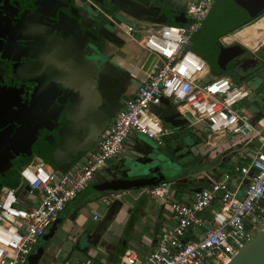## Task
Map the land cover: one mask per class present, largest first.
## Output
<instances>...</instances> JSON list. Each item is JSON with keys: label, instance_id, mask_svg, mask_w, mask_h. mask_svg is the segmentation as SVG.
<instances>
[{"label": "built area", "instance_id": "2783aa9c", "mask_svg": "<svg viewBox=\"0 0 264 264\" xmlns=\"http://www.w3.org/2000/svg\"><path fill=\"white\" fill-rule=\"evenodd\" d=\"M216 1L190 0L185 7L188 22L145 29L139 42L157 53L162 63L140 82L81 160L66 172L38 153L24 164L20 176L31 194L39 191L36 205L19 206L17 189L3 186L0 264H28L34 245L68 205L95 181L110 159H120L132 131L149 133L163 143L171 130L153 109L164 99L177 105L190 128L202 124L206 143L218 137L235 139L234 145L248 148L250 158L215 175L209 185L185 199L174 196L170 180L140 187L142 195L172 205L173 222L152 252L141 255L126 249L119 264H227L264 230V117L255 122L249 108L238 106L250 96L259 101L255 88L231 75H212L208 61L189 47Z\"/></svg>", "mask_w": 264, "mask_h": 264}, {"label": "water", "instance_id": "95a60500", "mask_svg": "<svg viewBox=\"0 0 264 264\" xmlns=\"http://www.w3.org/2000/svg\"><path fill=\"white\" fill-rule=\"evenodd\" d=\"M47 1L52 9L46 12L52 20L50 24L52 35L48 41L49 58L47 57L46 63L43 64L44 59L29 53L24 48L17 52L13 59L18 60L22 56L32 58L35 60L31 63L33 80L37 81V78L42 76L46 81L43 86V103L40 111L43 117L35 118V126H41L48 132L40 139L36 135L33 136L29 144L32 150L31 158L34 155L33 151L43 153L56 168L66 172L75 160L82 158L85 152L84 147L90 149L95 145L99 130L105 129L110 124L114 115L131 97L129 95V89L132 86L130 71L115 61L105 62L99 57L101 50L95 47V43L105 41L103 39L105 27L98 7L94 4L110 2L107 6L113 9L117 22L161 25L169 21L188 22L185 12L188 0ZM253 2V0H244V5L247 7L236 18L234 25L239 21H247L264 10L261 6L249 7ZM214 9L217 10L219 7ZM214 30V24H210L206 29V35L211 39L209 48L214 49L216 53H208V50H205L204 56L216 67L224 68L229 61L241 54L243 49L224 48ZM107 39L117 46L126 42L118 35V32L113 30H108ZM55 49L61 54L56 53ZM76 50L90 55L93 63L78 55ZM60 63L66 67L60 68ZM80 85L88 88H82ZM42 90L39 87L38 92L41 94ZM168 103V99L163 100L164 105ZM162 120L170 127H180L188 123V118L176 110L169 112ZM34 132L38 134V131ZM4 173V170L1 171L0 168V195L3 186L10 183L1 181ZM152 176L150 179L145 177L113 179L95 184L92 189L96 192L127 190L168 180L160 173ZM90 189L88 188L87 192ZM58 221L48 228L43 236L44 241H48L54 235ZM44 249L42 244L35 252H32L28 264H38ZM227 264H264V230L243 245Z\"/></svg>", "mask_w": 264, "mask_h": 264}, {"label": "crops", "instance_id": "0c3cea01", "mask_svg": "<svg viewBox=\"0 0 264 264\" xmlns=\"http://www.w3.org/2000/svg\"><path fill=\"white\" fill-rule=\"evenodd\" d=\"M225 2V0H221V5H225ZM169 23L176 22L169 21ZM148 26V24L141 22H136V24H117L115 28L122 34L126 42L119 46L113 44L109 45V51L112 56L111 59L130 71L135 78V82L129 89L130 96L137 90L140 82L154 72L162 63V58L157 53L144 49L139 42ZM236 32L232 34L234 35ZM199 37L198 35L195 42L191 44L194 51L200 42ZM226 37L227 36L223 39L224 44L234 42L226 41ZM237 41L245 45L248 49L251 48L250 50L254 53L257 52L261 46H264V43H261L257 49H253L239 39H237ZM205 59L207 60L206 57ZM256 60L257 57H255V61ZM254 83H256L254 87L256 92L259 83L254 81L251 85ZM80 87L88 88L84 85H80ZM258 98L260 100L258 103L260 106L258 104L257 106L260 109L264 101L259 96ZM254 102L256 103L258 101L254 100L253 103ZM252 106L250 104V106L247 107H249L253 121L256 122L264 116H260V112H253ZM161 107H166V112L164 114L157 115L161 120L172 110L178 111L177 105L170 101L168 105L162 104L159 108ZM163 124L166 128L171 130V133L163 136L162 144L149 133L139 130L132 131L131 135L126 140L125 148L120 159H115L119 162L118 165L120 163L123 164V170H121L115 178H111L109 171L115 169L114 165L108 163L107 167L98 172L95 181L87 187V189L91 188L90 191L87 192L86 189L64 210L57 223V229L54 235L48 241H44L43 237H41L34 245L32 252H35L42 244L45 247L39 264H119L120 256L126 249H137L136 251L139 252L142 247H147V250L144 252L142 251V254H146L156 247L163 230L173 222L172 205L169 202L161 203L154 198L142 195V189L140 187L118 191L104 190L100 192L94 191L92 187L95 184L118 178L145 177L150 179V177L156 173L160 172L161 174L162 168L160 165L154 164L151 166L156 158L157 147L161 149L164 147L166 148L168 142L165 140V137L170 142H176V134L179 133V130L189 129L187 124L184 125L185 128H183V126L170 127L165 125L164 121ZM105 129L99 130L100 133L96 136V140L102 135ZM235 142V139L229 140L228 138L227 140V138L223 137L216 138L213 145L211 141H209L208 144L211 147L219 148L216 155L217 158L218 152H220L219 161L212 166V168L208 166L205 168L204 165H208L211 161H205L208 157L200 151L198 152L200 154L198 160L200 168H198L192 176L195 182L187 183L189 177L188 173L184 175L180 173V175L175 177L173 182L170 181L172 184L198 185L200 188L209 185L210 181L215 176V174H209V169L219 172L218 170L220 167L222 168L221 171L232 169L231 167L236 166L240 161L249 160L248 148L242 144L234 145ZM84 149L85 154L89 149L87 147H84ZM231 150L232 152L229 153ZM167 153L168 157L171 156L175 159V156L170 150L167 151ZM190 158L191 156L189 159ZM45 160L50 163L47 159ZM77 161L78 160H75L72 164ZM135 163H138L147 173L142 175L133 173L132 166H135ZM146 166H149V168ZM22 180L24 179L22 178ZM21 182V180L20 182H10L6 186L17 189V195L20 200L19 206L31 207L36 205L38 197L33 200L30 197L31 193L29 192L28 183H24V186H21ZM19 187H21L20 191ZM173 193L174 196L179 199H185L190 195L186 194L180 198L175 194L174 188ZM149 202H151V204H148ZM167 205L170 206L167 207ZM69 208H71V211L69 214H66ZM163 223L166 227L163 226ZM142 224L147 229L141 228Z\"/></svg>", "mask_w": 264, "mask_h": 264}, {"label": "flooded vegetation", "instance_id": "af4514ba", "mask_svg": "<svg viewBox=\"0 0 264 264\" xmlns=\"http://www.w3.org/2000/svg\"><path fill=\"white\" fill-rule=\"evenodd\" d=\"M60 1L64 2L66 0ZM253 1L254 2L251 3L249 7L254 6L259 8L261 6L264 9V0ZM47 2V0H0V168L1 171L3 169L5 172L1 180L3 183L20 182L19 177H21L22 167L26 163V160L31 157L30 152H32V150L29 144L32 141L33 136L36 135L39 137L38 139H40L48 132L47 129L42 128L41 126H35V118L43 117L40 114V111L43 103V86L46 83L45 77L40 76V78H37V81L33 80L31 63L35 60L32 58L22 56L18 60L13 59V57L18 54L17 52H20L21 49L24 48L29 53L38 55L39 58L41 57L44 59L42 62L43 64L46 63L45 61H47V57L49 58L48 52L50 51V44L48 41L52 35L50 29L52 20L46 12L48 9L50 11L52 9ZM217 3H221V0H217ZM94 5H97L99 15L102 16V24L105 27V33H103V39L105 41L103 43H95V47H98V49L101 50L99 57L103 58L105 62L113 61L109 51V45L113 43L107 39L108 30L118 32V35L124 39L122 34H120L115 26H113L115 24L121 25L123 23L117 22L113 15V9L108 8L107 5H110V2L106 1L104 4L98 3ZM219 6L224 10H227L226 5L219 4L214 7ZM245 7L243 9H245ZM243 9H241L230 21H227L226 19L223 20L220 12L213 9L214 15L207 24V26L214 24V32L218 34V40L222 43L224 48L231 47L237 50L242 48V53L245 51L249 52L245 45L238 41L224 44L223 39L225 36L231 35L230 33L225 34V31H228L231 28L228 26L229 23L237 18ZM240 22L242 21H239L238 23ZM263 23L264 20H259L254 24L244 27L243 30H247L253 26L259 31L260 26ZM202 30L200 32L201 34ZM200 33L199 36L201 37ZM206 37L205 40H200L197 46L204 51L208 50L210 53H216L214 49L209 48L211 39L207 35ZM263 42L264 33L259 37L256 43L257 48ZM55 52L61 54L60 51L56 50ZM76 53L92 62L90 55L84 54L85 52L76 50ZM253 56H248L246 60L248 59L250 62H255L254 60H251ZM231 61L226 64L225 68L233 65L231 64ZM74 64L75 63H73V65ZM251 66L253 65H250L249 67ZM59 67L65 68L66 66L60 63ZM236 78L239 79L238 76ZM240 78L242 81L246 79L244 77ZM131 81L133 85L135 82L133 75ZM39 87L41 90L43 89L41 94L38 92ZM34 105L36 106L34 107ZM34 131H38V134ZM33 154H35L34 151ZM40 155L44 156L43 153H40ZM49 161L53 165L52 161ZM152 177L153 176L150 178Z\"/></svg>", "mask_w": 264, "mask_h": 264}, {"label": "rangeland", "instance_id": "374dc122", "mask_svg": "<svg viewBox=\"0 0 264 264\" xmlns=\"http://www.w3.org/2000/svg\"><path fill=\"white\" fill-rule=\"evenodd\" d=\"M225 1H226L225 5L227 6V10H224L223 8L217 9L220 12L223 20L226 19L227 21H230L234 16H236V14L241 9H243L245 7L244 0H225ZM262 18H260V19H262ZM235 20H236V18L231 23H229L228 26L232 27L234 25L233 23ZM258 21H256V22H258ZM256 22H254V23H256ZM228 41H237V39L232 34L230 40H228ZM189 47L193 49V46L191 44L189 45ZM263 55H264V50L259 51V52H255L254 56H253L254 58H252V59H254V61H255V57H257V60L255 62H250V60H248V59L246 60V58L248 56H250V53L248 51H245L244 53L237 56L235 59H233L231 61V64H233L232 66H228L224 69L216 67L215 65H213L209 61L207 63L209 64V67L211 70L210 73L212 75H225L226 74V75L233 76L234 80H236L235 77L238 76L239 80H237V81H239V82L242 81V79L240 77H244L247 79V81H246V79H244V81H246L250 84L253 83L254 81L260 83L261 81L264 80V69H262L263 64L261 63V59H262ZM250 65H253V66L249 67ZM255 84L256 83H254L252 86L255 87ZM255 94H256V92H255ZM253 98H255V96H250L249 98H247L244 101H242L241 103H239L238 106L249 108L247 106H250V104H251V106L253 105L252 106L253 112H256V111L259 112V110L261 108L259 109L257 104L260 102V100L256 103L255 102L253 103ZM258 105L260 106V104H258ZM163 108H164V110H163ZM165 108L166 107H161V108L156 107L153 109V113H155L156 115H162L166 112ZM183 128H185V127L183 126ZM202 131H203L202 124H198V125L192 126L191 128L189 127V129H187V128L185 130L180 129L179 133L176 136V139H177L176 142H170L165 137V140L168 142L169 146L166 148L164 147L162 149L157 147V149H156L157 152L155 155L156 158L154 160V163L151 164V166L154 164L160 165L162 168L161 174L166 176V178L168 180H171L172 182H173V180H175L176 176L180 175V173L182 175H184L186 173L189 174V177L187 179V183L188 182L189 183L195 182L192 179V176H193V173H195L198 170V168H200L199 163L196 165H189L188 166L187 164H185V161L189 160V157L194 155L196 152L198 153V152L202 151L204 153V155L208 157V158H206L205 161H208V160L211 161L210 163H208V165H204L205 168H207L206 166L212 168V166H214L219 161V157H220L219 156L220 152H218V157L216 158L217 151L219 148L218 147L217 148L211 147L208 143H206L205 141L207 139L205 138V136L207 137V133H204V132L202 133ZM193 133L198 135L200 138H205V140L201 143L200 142L196 143L195 137L193 138ZM228 138H227V140H228ZM210 141H212L211 144L213 145L214 138L210 139ZM169 150L173 151L175 159H173L171 156H169V157L167 156L168 155L167 151H169ZM231 152H232V150L229 153H231ZM115 159L116 158H112L108 162V163H111L112 165H114V169H115V170L109 171V175L111 176V178H115L116 175L118 173H120L124 167L123 164H121V163L118 165L119 162L116 161ZM237 161H238V158H237ZM146 167L149 168V166H146ZM132 169H133L132 170L133 173L138 174V175H142V174L147 173L145 169L141 168V166L138 165V163H135V166L133 165ZM221 170H222L221 167L218 170L219 172H216L215 170L212 171L211 169H209V172H210L209 174L210 175L211 174L217 175L220 172H222ZM19 180L22 181L21 186L22 185L24 186V183L27 184V181L22 180V177H19ZM173 188L175 190V194L181 198L182 196H185L186 194L192 195L200 187L198 185H186V184L175 183V184H173ZM20 189H21V187H19V191H20ZM39 194H40L39 191H36L34 194H31L30 197L34 200L39 196ZM148 204H151V202H149ZM169 206L170 205H167V207H169ZM70 211H71V208L68 209L66 214H69ZM163 226L166 227V225L164 223H163ZM141 228H146V227L142 224ZM232 249H234V248H232ZM145 250H147V247H142L140 249L139 253L142 254ZM150 252H152V250ZM150 252H148L146 254H142V255H147Z\"/></svg>", "mask_w": 264, "mask_h": 264}, {"label": "trees", "instance_id": "16d2710c", "mask_svg": "<svg viewBox=\"0 0 264 264\" xmlns=\"http://www.w3.org/2000/svg\"><path fill=\"white\" fill-rule=\"evenodd\" d=\"M216 5H221V3H215ZM215 5V6H216ZM220 7V9H221V6H219ZM214 9V8H213ZM213 9H212V11H211V13L209 14V16H208V18L206 19V21H205V24H204V27H203V30H202V34H201V37H200V40H205V38H207L206 37V34H205V29L208 27L207 26V24H208V22L211 20V18H212V16L214 15V13H213ZM218 11V10H217ZM264 15V10L261 12V13H259L258 15H256V16H254V17H252V18H250L249 20H247V21H244V22H240V23H238V24H235V25H233L228 31H225V34H232V33H234V32H236V31H238V30H240L242 27H244V26H246V25H249V24H251V23H253V22H255L256 20H258L259 18H261L262 16ZM249 50V53H250V55L251 56H253L254 55V52L252 51V50H250V49H248ZM262 50H264V46H261L258 50H257V52H259V51H262ZM195 51L196 52H198L199 54H201V55H203L204 56V50H202V49H200L198 46L196 47V49H195ZM205 57V56H204ZM261 63L263 64V67H262V69H264V55H263V57H262V59H261ZM225 68V67H224ZM255 74V73H254ZM253 77V76H252ZM254 78V77H253ZM239 80V79H238ZM256 93H257V95L260 97V98H262L263 99V101H264V80L263 81H261L260 83H259V87L257 88V90H256ZM260 116H264V103H263V105H262V107H261V109H260ZM178 134V133H177ZM176 134V135H177ZM205 135V134H204ZM195 137V139H196V143H198V142H203L204 140H205V138H206V136H205V138H200L198 135H196L195 133H193V138ZM169 146V144L167 145V147ZM172 152V154H173V151H171ZM38 154H40V153H38ZM174 155V154H173ZM199 157H200V154L199 153H195L194 155H192L191 156V158L189 159V160H186V162H185V164H187L188 166L189 165H196V164H198L199 162H198V160H199ZM30 159H29V161L31 160V157H29ZM48 160V159H47ZM28 161V162H29ZM27 163V162H26ZM232 169L234 168V167H231Z\"/></svg>", "mask_w": 264, "mask_h": 264}, {"label": "bare ground", "instance_id": "6f19581e", "mask_svg": "<svg viewBox=\"0 0 264 264\" xmlns=\"http://www.w3.org/2000/svg\"><path fill=\"white\" fill-rule=\"evenodd\" d=\"M260 20H264V17ZM264 33V23L260 26V30H256L253 26L251 28H248L247 30H239L237 31L234 36L236 39H239L244 44L248 45L249 47H252L253 49L257 48V41L259 37ZM231 36H227L225 38L226 41L230 40ZM212 142V141H211ZM1 231L4 233V231L1 229Z\"/></svg>", "mask_w": 264, "mask_h": 264}]
</instances>
